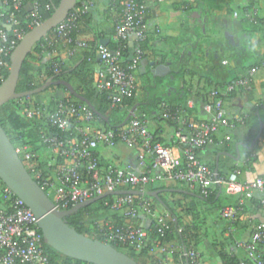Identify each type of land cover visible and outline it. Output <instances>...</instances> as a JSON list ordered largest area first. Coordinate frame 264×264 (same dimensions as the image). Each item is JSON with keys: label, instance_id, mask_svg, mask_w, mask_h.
I'll list each match as a JSON object with an SVG mask.
<instances>
[{"label": "built area", "instance_id": "2783aa9c", "mask_svg": "<svg viewBox=\"0 0 264 264\" xmlns=\"http://www.w3.org/2000/svg\"><path fill=\"white\" fill-rule=\"evenodd\" d=\"M150 1L113 0V5L111 3L112 7L118 4L120 8V14L112 21V37L119 46L111 49L104 43L98 45L100 68L94 80L95 89L108 93L110 107L136 92ZM94 6L95 0H76L66 17L38 41L40 55L53 57L49 63L52 72H57L64 60L86 47V42L78 36V22ZM43 8L51 10L49 4L43 5L40 0H0V82L4 80V72L10 69V55L24 34L45 20ZM23 9L27 14L24 24L20 25L17 15ZM127 45L131 52L125 59L123 50ZM256 72L257 67H252L224 86L214 88L202 106L203 119H188L185 108L173 109L162 104L163 116L174 124L173 142L179 157L173 147L154 142L148 120L131 115L120 130L97 126L93 124L95 114L88 105L76 104L70 99H60L50 105L47 99L36 104L28 97L20 98L25 117L46 122L41 138L45 145L44 155H49L50 159L46 167H40L36 152L24 146L15 149L19 156H23L29 174L59 210L105 192L119 189L144 191L151 182L172 181L196 190L202 196H207L213 186H220L224 193L238 198L236 205H226L219 210L221 219L233 221L244 211L245 201L256 193L259 207L264 210V175L251 181L240 179L243 165L253 159L254 153L236 159L233 170L226 177L215 175L200 154L220 131H225L223 142L226 143L231 140L230 133L245 123L247 115L229 114L224 102L237 90L248 88ZM44 76L43 71L38 78ZM186 106H192V101ZM118 143L137 150L136 165L118 166L101 161V151L112 149ZM105 204L120 210L129 220L123 224L112 219L97 222L105 243L127 244L135 248L152 244L160 264H174L175 254L185 262L204 264L196 248L164 244L153 236L162 238L174 218L169 212L156 210L149 198L117 194L112 202ZM146 218L148 226L141 223ZM137 219L139 224L132 222ZM224 251L228 256L238 258L235 264H264V222L252 223L249 237L232 240ZM0 264H54L46 251L37 217L5 184L0 187Z\"/></svg>", "mask_w": 264, "mask_h": 264}, {"label": "trees", "instance_id": "16d2710c", "mask_svg": "<svg viewBox=\"0 0 264 264\" xmlns=\"http://www.w3.org/2000/svg\"><path fill=\"white\" fill-rule=\"evenodd\" d=\"M40 1L43 5L49 4L51 7V10H46L44 8L42 10L43 17L44 19H46L51 16L52 9L58 5L60 0ZM104 1L107 2V5L111 3L113 5V0ZM246 7L250 8L249 6L243 7L241 9L242 13H244ZM115 8L117 10V15L115 16L116 18L120 14V8L118 4ZM149 12L150 8L148 9L147 16L149 15ZM227 13L231 15L233 12L232 10H228ZM26 14L27 10L23 9L21 13L17 15L20 25L24 24ZM92 19L93 14L91 10L80 18L78 22L80 33L78 36L82 40H84L87 45L86 47L79 49L72 57L64 60L57 72H52V70H50L49 63L51 62L53 57L47 58L40 55V50L38 48L37 42L22 64L16 91L19 92L35 89L41 86L49 77H53L54 79L66 80L74 87V89L79 94L92 102L98 112H100L102 115L108 116L109 118V122L107 123L101 117L95 115L93 124L101 127H112L116 130H120L123 128L119 125L122 123L123 119L126 117L130 109L135 105L136 108L132 116L148 121L155 120L157 117H159L163 118L174 126L169 118L163 116V103L168 104L173 109L179 107L185 108L186 117L188 119H195L194 117L189 115V109L186 106L191 94V90L184 88L183 94H181L180 92H178V94H172L170 96L164 94V91L160 90V88H162V86L164 85V79L160 77H155L152 79L146 78V82L144 84H141L140 80H137L136 92L132 96L124 98L116 106L110 107L108 93L106 91H98L97 89H95L94 80L96 73L100 68V61L97 58L98 45L103 43V40L108 33H111L113 35V26L109 27L107 30L97 29L93 26ZM105 22L104 24L106 25L107 22ZM261 23H264V18H257L256 26L260 25ZM48 33L50 34L51 30ZM194 36L192 48L189 50V52L191 51L192 56L188 52L185 53L182 57H180V53H175L173 55V59L170 60L171 68L174 70H178L177 76H179L180 78H183L186 74H190L192 76L196 74L195 68L190 66V60L192 58L198 59L205 57V50L207 47H204V44L209 42V33L207 32V30L206 32H203L201 29H197L194 33ZM188 40L191 39L189 38ZM105 44L111 49L119 46V42L115 40H112V42L108 41ZM141 47L143 48V42L141 43ZM130 52L131 48L127 45L123 50V56L125 59L129 56ZM209 52L210 51L208 50V53ZM239 56V51L232 50L230 56L231 59L238 60L239 58L237 57ZM165 57V55H162V60L166 59ZM237 67L241 69L240 71H243V73L241 74L243 75L252 67H257L258 69V67L264 68V65L261 66L257 63L245 65L239 59ZM43 71L45 72V76L42 78H38V76ZM228 71L229 72L225 75L224 81L219 83L220 86H224L225 84L238 77V75L232 74L231 70L228 69ZM8 72L9 70H6L4 72L3 79L7 77ZM27 97L36 104H41L44 99L49 100L50 105H53L60 99H70L76 104H84L83 101L70 94L63 85H51L44 91ZM21 108L22 107L20 106L19 99L10 100L2 104L0 106V125L5 130L7 136L9 137L11 143L15 148L24 146L29 151L36 152L38 154V165L40 167H46V162L50 159V156L46 154L44 155L45 145L42 143L41 138V134L45 131L47 126L46 122L44 119L40 118L28 119L22 113ZM149 129L154 137V142L161 143L164 146H171L170 143L159 137L157 130L151 128ZM262 138H264V131H262L260 137L255 143L259 142V140H261ZM230 144H232V140L225 143V151L228 152L230 150ZM252 149H244V151L246 152L245 157L252 152ZM20 158L24 162V165L27 166L21 154ZM207 165L213 171L216 170L217 163L215 160L209 162ZM219 165L221 166V162H219ZM233 168L234 165L229 168L226 174H222L220 170H217L216 175L218 177H226L233 170ZM3 185V182L0 180V187ZM145 190H158L159 193L156 198L147 195L144 196L152 201L153 206L156 210H158L159 212H169L174 218L171 222L170 229L162 238H160L158 235L155 236V234H153V236L159 238L160 242L164 244L191 246L196 249L202 245L204 240L203 237L206 236V234L201 229L203 217L201 212L198 211V207H203L205 209V211H202L204 215L207 218L214 220V218L216 219L219 217V210L221 207L226 206V204L236 205L238 202V198L235 197L234 200H231L229 197L232 195H227L226 193H224V191L221 190L220 186L218 185L213 186L207 196H202L196 190H189L184 185L172 181L151 182L146 185ZM115 197L116 195H108L91 205L80 208L73 214L67 215L65 219L68 225L74 228L76 231L92 239H98L102 242H106L101 232L99 231L98 226L96 225L97 222L106 219H112L118 224H123L126 221H129L128 218L120 210L111 209L108 205L105 204V202H112ZM251 199L252 198L245 201V208L241 214L249 211V205L247 203ZM199 203H201V205ZM124 210L127 209L124 208ZM132 222L139 224L140 220H132ZM179 228H181V231L178 230ZM110 244L117 250L133 258L138 264H160L158 261V256L156 254L157 252L154 250L152 244L146 245L141 248H135L127 244H119L114 242H111ZM224 248L225 246L223 244L221 246H218L217 248V255H219L224 264L237 263L238 258L228 256L225 253ZM46 251L54 264H92L63 255L48 247L47 245ZM173 263L191 264L190 261L185 262V260H181L176 254L173 256Z\"/></svg>", "mask_w": 264, "mask_h": 264}, {"label": "crops", "instance_id": "0c3cea01", "mask_svg": "<svg viewBox=\"0 0 264 264\" xmlns=\"http://www.w3.org/2000/svg\"><path fill=\"white\" fill-rule=\"evenodd\" d=\"M166 1H150V12L147 16V37L143 41L144 54L137 72V80L139 81L142 74H145L147 79L160 77L164 79L163 83H165L168 80V75L173 74L179 78L180 82L177 93L172 94H178V92L183 94L184 88L191 90L188 101H192V106H188V113L195 119H203L205 114L202 106L214 88L222 87L219 83L224 81L225 75L229 72L228 69L231 70L232 74L238 76L243 73L237 67L240 58L236 60L219 54L221 49L219 46L222 45L220 42L223 36L218 33L216 38L210 40L209 37V42L204 44V47H207L204 58H192L190 60V66L196 70L195 75L186 74L183 78H180L177 76L178 70L171 68L170 60L173 59L175 53H180V57H182L188 52L192 56L189 50L194 42L195 31L201 29L203 32H206V30L208 32L210 24L218 27L221 21H224L223 16H228V10L225 6L231 0H170L168 5L165 6L164 2ZM234 1L240 6V9L245 7L243 2L246 0ZM91 11L93 14L92 24L97 29L107 30L112 26V21L117 15L116 8L112 7L111 4L107 5L104 0H95V6ZM245 11H249V8L246 7ZM255 19L257 21V18ZM105 21L108 25L104 24ZM180 33H183L184 36L181 37L182 35H180L179 38ZM189 38L191 40H188ZM112 40V34L108 33L103 43L112 42ZM131 43V40H129L128 44L131 45ZM256 52L261 57L259 60L253 61L252 64L257 63L263 66L264 42ZM162 55H165L166 59L162 60ZM165 63L169 64V71H161V74L155 71L157 64ZM260 68L258 67L254 80L248 88L237 90L226 97L224 102L225 109L229 114L247 115L245 123L230 133L232 144H230L231 148L228 152L234 157L238 156V158H231L230 155L225 153L227 152L224 149L225 143L223 142L225 131H220L215 135L212 143L200 154L201 159L206 164L215 160L217 163L216 169L220 170L222 174L228 172L236 159L245 157V148L241 144L249 145L257 136L259 138L262 131H264V75L262 74L264 68ZM148 126L157 130L159 137L170 143L171 146L169 147H173L177 156H180L173 142V125L163 118L157 117L155 120L148 121ZM240 128L244 129L241 133ZM239 136L242 138H239ZM252 148L254 157L243 165L240 175V179L244 181H251L257 176L264 175V138L254 143ZM136 154V149H128L122 143H118L112 149L101 151V159L103 162H110L118 166L127 163L136 165ZM218 161L221 162V166ZM229 198L234 200L235 196ZM247 204L249 205V211L237 216L233 221L222 220L220 217L214 218V220L210 219L211 229L214 230L213 237L209 241L207 235L204 236L202 245L197 248L204 264H224L217 255L218 246L223 244L226 247L234 239H247L250 235L251 224L264 222V210L259 207L257 193ZM141 223L148 226L149 220L147 218L142 219ZM239 255L242 256L243 253L240 252Z\"/></svg>", "mask_w": 264, "mask_h": 264}, {"label": "water", "instance_id": "95a60500", "mask_svg": "<svg viewBox=\"0 0 264 264\" xmlns=\"http://www.w3.org/2000/svg\"><path fill=\"white\" fill-rule=\"evenodd\" d=\"M76 0H60L54 7V12L46 18L40 25L28 30L10 55V69L7 77L0 84V106L10 100L20 99L44 91L51 85H63L70 94L83 101L105 122H109L108 116L102 115L97 111L95 106L87 98L79 94L74 87L66 80L54 79L49 77L45 82L32 90L16 91L19 73L22 64L31 52L34 45L48 32L53 29L61 19L65 18L68 12L74 8ZM204 27V26H203ZM169 64H157L155 71L161 74V71H169ZM175 80V81H171ZM179 78L173 74L168 75L167 82L162 86L164 94L171 95L177 93ZM182 93V92H181ZM136 105L133 106L122 123L124 126L134 112ZM258 136L249 144H241L245 149H252ZM231 158H238L229 152H225ZM215 175L217 169L214 171ZM0 180L11 190L17 197L21 198L24 203L32 210L38 219V225L43 235L44 243L53 250L82 261L92 264H138L127 254L117 250L109 243L102 242L98 239H92L70 227L65 219L67 215L75 213L82 207L91 205L98 200L117 194H134L157 197L158 190H136V189H119L112 192H105L86 201L80 202L71 208L59 210L54 207L53 202L47 196L45 191L29 174L24 162L17 153L14 145L11 143L5 130L0 125ZM184 191V190H180ZM188 264V263H187Z\"/></svg>", "mask_w": 264, "mask_h": 264}, {"label": "rangeland", "instance_id": "374dc122", "mask_svg": "<svg viewBox=\"0 0 264 264\" xmlns=\"http://www.w3.org/2000/svg\"><path fill=\"white\" fill-rule=\"evenodd\" d=\"M169 1L170 0L164 2V5H168ZM246 5L250 7L249 11L244 10V13H242L240 6L234 0L226 3L225 8L229 11L232 10L233 13L229 15V12L228 16H223L224 21H221L219 25L221 27L216 26L218 29L213 24H210L208 27V33L210 40L216 38L218 33L223 36L222 41L220 42L222 45L219 46L221 48L219 53L221 56H227L230 58L232 50H237L241 55L237 58H240L245 65H249L252 64L253 61L259 60L261 57L256 51L261 48V45L264 42V23L256 26L255 18H264V0H252V2L251 0H246L243 2V6ZM180 35H182L181 37L184 36L183 33H180L179 38ZM185 35L187 36V33ZM234 62L236 61L234 60ZM262 74L264 75V70L262 71ZM145 82L146 75L142 74L140 83L144 84ZM243 130V128H240V133ZM239 138L242 137L239 136ZM199 204L201 205V203ZM198 211L201 212L203 217L201 229L207 235V240L210 241L214 234V230L211 229L210 225L211 220L202 212L205 211L203 207L199 206Z\"/></svg>", "mask_w": 264, "mask_h": 264}, {"label": "flooded vegetation", "instance_id": "af4514ba", "mask_svg": "<svg viewBox=\"0 0 264 264\" xmlns=\"http://www.w3.org/2000/svg\"><path fill=\"white\" fill-rule=\"evenodd\" d=\"M208 19V18H207Z\"/></svg>", "mask_w": 264, "mask_h": 264}]
</instances>
